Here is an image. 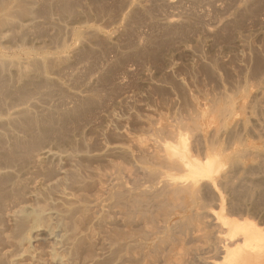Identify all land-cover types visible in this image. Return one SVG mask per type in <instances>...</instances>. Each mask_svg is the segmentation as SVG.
I'll list each match as a JSON object with an SVG mask.
<instances>
[{"label": "rangeland", "instance_id": "rangeland-1", "mask_svg": "<svg viewBox=\"0 0 264 264\" xmlns=\"http://www.w3.org/2000/svg\"><path fill=\"white\" fill-rule=\"evenodd\" d=\"M236 247L264 251V0H0V264Z\"/></svg>", "mask_w": 264, "mask_h": 264}, {"label": "bare ground", "instance_id": "bare-ground-1", "mask_svg": "<svg viewBox=\"0 0 264 264\" xmlns=\"http://www.w3.org/2000/svg\"><path fill=\"white\" fill-rule=\"evenodd\" d=\"M181 163H182V161H181ZM173 165V164H172ZM223 205V204H222ZM225 207V206H224ZM222 210L224 209V208H221ZM219 214L220 213H218V216H219ZM222 214H223V212H222ZM217 216V215H216ZM222 216V215H221ZM218 219H219V217H218ZM224 219V218H223ZM219 221V220H218ZM220 221H222V220H220ZM224 222H225V219L223 220ZM222 221V222H223ZM224 224V223H223ZM226 224V223H225ZM224 224V225H225ZM253 226H254V228H256L257 227V225H255V224H252ZM222 226V225H221ZM255 230V229H254ZM260 232H261V230H260ZM254 233H256L257 235H258V231L257 230H255V232ZM253 233V234H254ZM247 234V233H246ZM261 234H262V232H261ZM256 235V236H257ZM248 236V237H247ZM247 236H244L245 237V243L246 244H244L243 243V245L242 246H244V245H246L247 247L249 246L248 245V242H250V240L252 241V239H251V236H249V235H247ZM255 236V235H254ZM244 237H243V239H244ZM255 238V237H254ZM162 240V239H161ZM250 243H252V242H250ZM245 246V247H246ZM237 248V247H236ZM249 248V247H248ZM252 251H254V250H252ZM259 251H261V250H259ZM226 252V256L223 258L224 259V261H223V263H221V264H234L235 263V261L237 260V261H243V263L242 264H264V251H262V252H257V253H252V252H248V251H246V250H244L242 247H239V248H237V249H235V250H230L229 248L227 249V251H225ZM213 259V258H212ZM215 259V258H214ZM238 259H240V260H238Z\"/></svg>", "mask_w": 264, "mask_h": 264}]
</instances>
